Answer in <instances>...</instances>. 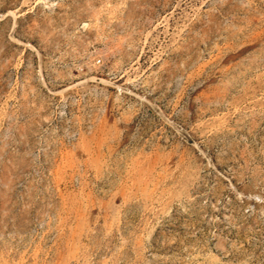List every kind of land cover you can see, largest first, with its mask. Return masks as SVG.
Masks as SVG:
<instances>
[{
  "label": "rangeland",
  "instance_id": "obj_1",
  "mask_svg": "<svg viewBox=\"0 0 264 264\" xmlns=\"http://www.w3.org/2000/svg\"><path fill=\"white\" fill-rule=\"evenodd\" d=\"M0 264H264V0H0Z\"/></svg>",
  "mask_w": 264,
  "mask_h": 264
}]
</instances>
